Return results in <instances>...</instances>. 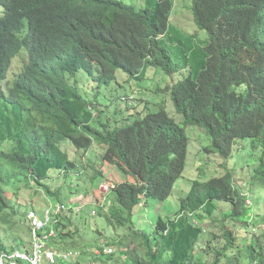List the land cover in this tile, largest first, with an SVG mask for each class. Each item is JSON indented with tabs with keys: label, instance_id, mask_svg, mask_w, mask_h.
Here are the masks:
<instances>
[{
	"label": "trees",
	"instance_id": "1",
	"mask_svg": "<svg viewBox=\"0 0 264 264\" xmlns=\"http://www.w3.org/2000/svg\"><path fill=\"white\" fill-rule=\"evenodd\" d=\"M174 4L146 0L138 9L124 0H0V227L16 224L21 211L15 198L22 190H34L31 198L40 192L51 199L62 196V189L52 192L48 181L53 172L69 178L78 169L62 149L68 140L85 152L105 146L103 162L118 165L125 175L113 187L109 204L98 208V216L114 231L122 230L108 243L125 249L107 258L124 264H264V233L239 245V236L226 224L264 226L261 197L250 206V196L235 185L229 168L236 141L249 140L256 156L250 191L264 190V0H194L195 24L207 33L195 45L192 36L184 40L172 28ZM181 48L179 64L176 50ZM22 55V70H13L11 82L8 74ZM148 68L169 75L189 71L166 88L184 118L182 125L164 107L144 116L138 113L133 124H114L77 80L85 72L98 87H110L119 70L143 81ZM189 126L204 129L212 139L207 151L225 160V173L194 181L175 219L159 218L154 230L140 229L133 221L135 209L151 196L166 200L183 175ZM93 170L92 184L105 176ZM79 186L74 187L78 193L89 192ZM219 202L231 203L232 209L223 214L226 244L209 262L208 251L196 252L204 230L193 219L210 220ZM254 207L261 208L257 214ZM63 226L56 225L53 243L59 251L73 237V225ZM15 242L16 247H8L0 239V254L25 249L21 238ZM235 248L237 254L228 255Z\"/></svg>",
	"mask_w": 264,
	"mask_h": 264
},
{
	"label": "rangeland",
	"instance_id": "2",
	"mask_svg": "<svg viewBox=\"0 0 264 264\" xmlns=\"http://www.w3.org/2000/svg\"><path fill=\"white\" fill-rule=\"evenodd\" d=\"M124 1L136 5L138 9H142L146 5V0ZM174 3L170 21L172 28L177 30L185 38L184 40L192 36L191 43L193 45L205 41L207 38L206 31L199 30L194 21V0H174ZM2 10L3 7L0 6V11ZM176 53L179 58L178 63L181 64L183 49H177ZM25 55L20 56L17 62L14 61L15 65L13 64L14 67L12 66L8 74L9 81L12 82L16 75L13 70H16L17 74L22 70L20 64L25 60ZM188 73L189 71L187 70H179L174 75H169L163 69L148 68L145 79L138 81L130 78L125 71L119 70L116 81L110 87L101 88L85 72H81L77 76V80L81 91L87 94L86 96L90 100L100 102L99 109L106 111L114 124L116 122L119 126L133 124L139 116L137 115L138 113H142V116H144L150 111H156L164 107L170 116L182 125L184 118L176 111L170 93L166 91V88L179 83ZM3 88L8 89V82L3 85ZM97 113L99 112L96 111L95 114L97 115ZM186 133L189 138V146L183 175L174 182L172 191L166 200L159 201L151 196L149 199L146 198L147 200H144L135 209L133 221L140 229L154 230L159 218H163L165 221L175 219L181 209L182 200L188 197L194 181L206 182L214 177H221L225 173L223 167L225 160L219 154L207 151L212 146V139L207 136L205 130L198 126H189L186 129ZM62 149L69 154L71 160L79 165L73 176L71 175L69 178H66L64 173L57 171L51 174L52 179L48 181V185L51 187L52 192L62 189V196L51 199L45 193L40 192L35 194L34 198H31L34 195V190H22L19 198H15V202L17 204L16 207H18L16 210L21 211L25 215L24 217H18L19 214L21 215L20 212L14 218L16 224L11 229L0 227V239L8 247H16L15 240L19 237L26 246L22 250L31 252L32 243L27 231V222L24 223L29 212L35 210L40 217H43L44 211L49 204L61 202L67 208L62 212L63 216L67 218L66 221L59 219L58 223L62 222L65 226L67 223H71L73 226L70 231L73 237L69 239L70 244L65 246L64 250H54L61 256L69 252L81 253L79 257L70 258L69 262L65 264H124L123 259V261L111 260L105 254L101 255L100 260H94V256H97L95 251L100 249L99 247L102 249L105 246L115 248V256L125 249V247H114L111 243H108L110 236H116L118 233L122 234V230L117 229L114 231L105 218L98 216V208L109 204L111 191L114 186L121 184L125 179L124 173L118 168V165L109 163V160H107L108 162H103L102 155L106 150L105 146L95 145L91 150L85 152L76 149L72 142L67 140L62 144ZM252 154L249 140H237L234 145L233 158L229 162V168L234 173L235 185L243 191L244 195L250 196V200L247 203L253 206L256 198L260 196V205L264 206V190L259 191L257 194L250 191L249 183L256 164L254 163L256 156H252ZM93 168L102 170L105 175L97 179L94 184L89 180V176L96 172ZM79 173L81 174L80 181L77 180ZM78 183H80L79 187H82V190L88 189L89 192L78 193L75 191L74 187H77ZM105 187H108V190ZM254 208L255 214H257L258 209H261L258 207ZM231 209V203L219 202L218 210L210 220L198 222L197 219H193V222L199 223L204 230L196 252L208 251L209 262L214 261L216 250L223 248L226 244V240L222 236L224 227L223 214ZM71 210L73 214H71ZM68 216H71V221L68 220ZM226 224L229 229L234 231L235 235L239 236L237 241L239 245L246 241L250 243L254 236H261L264 233V226H253L250 224V227L247 228L242 223L232 222L229 224V222H226ZM98 230L99 232L102 231L101 236ZM237 252L238 249L235 248L229 251L228 255H236ZM240 256L244 260L245 254L243 253ZM76 259L78 260L76 261ZM23 264H27V262H23Z\"/></svg>",
	"mask_w": 264,
	"mask_h": 264
},
{
	"label": "built area",
	"instance_id": "3",
	"mask_svg": "<svg viewBox=\"0 0 264 264\" xmlns=\"http://www.w3.org/2000/svg\"><path fill=\"white\" fill-rule=\"evenodd\" d=\"M108 190V187H105ZM67 209L59 202L49 204L44 211L43 217H40L35 210H31L27 216L29 226V235L32 243V251L16 250L12 252H3L0 254V264H19L20 261L28 264H60L67 262L70 258L79 257L81 253L69 252L59 255L53 248L52 243L58 236L55 228L60 214ZM98 257L101 255L114 254L115 248L103 247L95 251Z\"/></svg>",
	"mask_w": 264,
	"mask_h": 264
}]
</instances>
